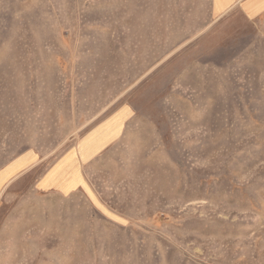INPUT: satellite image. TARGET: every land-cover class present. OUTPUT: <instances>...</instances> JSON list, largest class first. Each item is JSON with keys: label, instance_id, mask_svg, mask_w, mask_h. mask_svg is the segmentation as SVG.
Instances as JSON below:
<instances>
[{"label": "rangeland", "instance_id": "rangeland-1", "mask_svg": "<svg viewBox=\"0 0 264 264\" xmlns=\"http://www.w3.org/2000/svg\"><path fill=\"white\" fill-rule=\"evenodd\" d=\"M102 204L0 191V264H264V17L210 0H0V167L120 107ZM46 159L45 161H49Z\"/></svg>", "mask_w": 264, "mask_h": 264}, {"label": "crops", "instance_id": "crops-1", "mask_svg": "<svg viewBox=\"0 0 264 264\" xmlns=\"http://www.w3.org/2000/svg\"><path fill=\"white\" fill-rule=\"evenodd\" d=\"M232 11L249 21H256L264 17V0H210V13L214 19ZM131 113L129 107H120L73 138L69 147L54 159L49 160L33 147L23 149L0 167V191L14 180L29 179L37 193H54L61 197L81 193L93 206L108 211L88 171L122 137L127 122L132 118Z\"/></svg>", "mask_w": 264, "mask_h": 264}]
</instances>
